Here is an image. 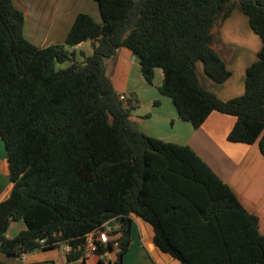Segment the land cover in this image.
<instances>
[{"label":"trees","instance_id":"16d2710c","mask_svg":"<svg viewBox=\"0 0 264 264\" xmlns=\"http://www.w3.org/2000/svg\"><path fill=\"white\" fill-rule=\"evenodd\" d=\"M94 1L101 23L80 13L65 44L40 48L24 36L14 0H0V137L13 183L0 203V254L20 259L67 245L68 261H77L88 235L117 220L95 254L107 264L117 248L115 264H124L135 216L181 264H264L258 218L190 146L143 133L132 119L138 98L118 93L107 75L108 61L129 49L149 84L162 69L160 91L182 121L198 129L213 112L235 116L228 140L258 143L264 155V0ZM234 10L250 18L263 47L245 94L224 102L201 85L198 65L217 84L231 77L214 43ZM90 40L85 62L57 69L70 60L66 45ZM18 222L26 229L9 238Z\"/></svg>","mask_w":264,"mask_h":264},{"label":"crops","instance_id":"0c3cea01","mask_svg":"<svg viewBox=\"0 0 264 264\" xmlns=\"http://www.w3.org/2000/svg\"><path fill=\"white\" fill-rule=\"evenodd\" d=\"M79 1L81 0L24 1L23 7L32 15L28 36L25 16L24 36L40 48L65 44L67 35L79 14L76 10ZM17 2L21 0H14L15 6ZM215 34L214 47L231 72V77L226 82L217 84L205 76L203 65L199 64V79L205 89L227 102L245 94L247 70L258 61L263 44L253 30L250 18L240 10H234L218 26ZM218 40L221 43H218ZM94 43L97 42L90 40L75 47L83 49L85 54L82 53L89 57L94 52ZM107 75L118 93L124 96L135 94L138 98L139 106L133 110L132 119L139 129L153 138L178 145H188L194 149L232 189L243 207L258 218V229L264 236V155L258 143L249 145L228 140L237 118L213 112L198 129H195L191 123L182 121L173 101L161 91H155L154 85L144 79L139 60L127 48H120L117 55L108 61ZM163 79L162 69L157 68L153 83L161 82L159 89L163 85ZM12 187L6 144L0 137V203L9 197ZM110 223L114 230L119 227L117 220ZM25 229V223L21 222L19 233ZM8 237L12 238L9 235ZM154 237L153 227L134 216L132 245L124 256V264H181L179 260L164 253L155 244ZM69 253V246L63 245L58 249L24 255L20 259L0 254V262L100 264L101 257L90 251H86L82 259L73 262L68 261ZM117 253L118 249L115 248L106 254L107 264H115Z\"/></svg>","mask_w":264,"mask_h":264},{"label":"rangeland","instance_id":"374dc122","mask_svg":"<svg viewBox=\"0 0 264 264\" xmlns=\"http://www.w3.org/2000/svg\"><path fill=\"white\" fill-rule=\"evenodd\" d=\"M24 1H32V0H21V2H17L16 3V8H18L20 11L24 12L25 16H26V35L28 36L29 35V31H30V28H31V19H32V15L29 13L28 9H25L23 7V2ZM28 3V2H25V4ZM76 10H78V13H85V14H88L90 15L96 22L98 21V23H101L102 22V19H101V16L99 14V10H98V6L96 4V2L94 0H81L77 3V7H76ZM76 51H73L75 50ZM66 50L69 52L70 54V60L63 63V64H57V69L58 70H61V69H67V68H70L74 63H78V64H81L83 62H85L86 58H87V55H84L85 53L83 52L84 50L82 49H77L76 47H70V46H67L66 45ZM84 54H83V53ZM93 54V53H92ZM91 56V55H90ZM161 84V82L159 83H153L154 85V89L155 91L161 89H159V85ZM145 111H143L144 113ZM111 224V223H109ZM20 225H21V222H18L16 224H14L8 235L12 238H15L17 236V234L19 233V229H20ZM110 226V225H109ZM111 227V226H110Z\"/></svg>","mask_w":264,"mask_h":264},{"label":"built area","instance_id":"2783aa9c","mask_svg":"<svg viewBox=\"0 0 264 264\" xmlns=\"http://www.w3.org/2000/svg\"><path fill=\"white\" fill-rule=\"evenodd\" d=\"M110 224L108 223L104 230L97 232V233H92L90 235H88L87 237V251H90L92 253H95L97 250V244L98 243H102V244H107L109 243V241L111 240V232L114 231V229H112L110 226ZM42 243H44V241H42ZM69 251H71V248L69 247ZM0 264H5L0 262Z\"/></svg>","mask_w":264,"mask_h":264}]
</instances>
